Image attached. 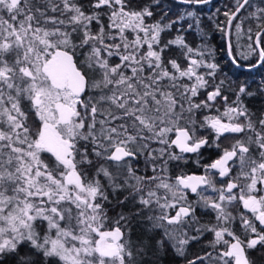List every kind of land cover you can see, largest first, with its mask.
I'll return each mask as SVG.
<instances>
[{"label": "snow or ice", "instance_id": "1", "mask_svg": "<svg viewBox=\"0 0 264 264\" xmlns=\"http://www.w3.org/2000/svg\"><path fill=\"white\" fill-rule=\"evenodd\" d=\"M211 2L0 0V264H254L264 77L222 75ZM221 11L233 66L264 69V0Z\"/></svg>", "mask_w": 264, "mask_h": 264}, {"label": "trees", "instance_id": "2", "mask_svg": "<svg viewBox=\"0 0 264 264\" xmlns=\"http://www.w3.org/2000/svg\"><path fill=\"white\" fill-rule=\"evenodd\" d=\"M81 2L87 7L88 0H81ZM228 3V0H212L208 5L202 6V11L200 16L202 17V26L207 39L210 42L211 47L214 50L215 58L219 62L220 66L223 68L222 75L228 76L230 79H235L237 83L247 82L255 90L260 83L262 77H264V69L253 70L248 72L247 69H239L233 66L230 60L226 56L224 34L221 33L216 27L217 21L223 23L224 17L222 11L219 16L215 15L217 9H223L224 5ZM168 6V0H166L165 7ZM247 36L238 38L235 34V29L233 28V34L231 36V43L233 48V55L237 59H240V53L243 51L247 52ZM240 42V44H238ZM246 61L241 60V65H246ZM249 107L252 111L257 112L264 111V97L257 96L249 101ZM209 217L204 215L201 216V223H207ZM139 236V230L137 227L133 228V239ZM211 239L210 235H206L202 240L201 244H207ZM200 252L199 245H193L189 251V256L191 257L194 253ZM7 264V262H6ZM159 264H185V262L180 258H174L169 252H165L161 255Z\"/></svg>", "mask_w": 264, "mask_h": 264}, {"label": "flooded vegetation", "instance_id": "3", "mask_svg": "<svg viewBox=\"0 0 264 264\" xmlns=\"http://www.w3.org/2000/svg\"><path fill=\"white\" fill-rule=\"evenodd\" d=\"M205 156L206 157L208 156L207 152L205 153ZM184 170L186 172H189V173L201 171L200 169H198L196 167V165L194 163H191V162H189L185 166ZM249 257H250V259H252L254 261V264H264V250H261V249L258 248L255 251H251L249 253Z\"/></svg>", "mask_w": 264, "mask_h": 264}, {"label": "water", "instance_id": "4", "mask_svg": "<svg viewBox=\"0 0 264 264\" xmlns=\"http://www.w3.org/2000/svg\"><path fill=\"white\" fill-rule=\"evenodd\" d=\"M224 41H225V50H226V56L227 58L230 60L231 62V58L229 56V42H228V36L224 34ZM236 67V66H234ZM236 68H239V69H246V67H236Z\"/></svg>", "mask_w": 264, "mask_h": 264}, {"label": "rangeland", "instance_id": "5", "mask_svg": "<svg viewBox=\"0 0 264 264\" xmlns=\"http://www.w3.org/2000/svg\"><path fill=\"white\" fill-rule=\"evenodd\" d=\"M238 44H240V42Z\"/></svg>", "mask_w": 264, "mask_h": 264}]
</instances>
